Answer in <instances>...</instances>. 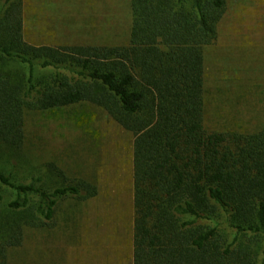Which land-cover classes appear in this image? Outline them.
<instances>
[{
	"label": "trees",
	"instance_id": "1",
	"mask_svg": "<svg viewBox=\"0 0 264 264\" xmlns=\"http://www.w3.org/2000/svg\"><path fill=\"white\" fill-rule=\"evenodd\" d=\"M226 4L129 0L126 44L55 46L24 39V0H0V143L21 149L28 111L80 103L129 131L132 264H264V126L236 132L203 123V50L217 38ZM41 182L0 170V183L15 191L9 206L28 213L25 224L0 220V264L23 225L51 221L61 199L97 193L84 178ZM222 215L231 237L219 229Z\"/></svg>",
	"mask_w": 264,
	"mask_h": 264
},
{
	"label": "rangeland",
	"instance_id": "2",
	"mask_svg": "<svg viewBox=\"0 0 264 264\" xmlns=\"http://www.w3.org/2000/svg\"><path fill=\"white\" fill-rule=\"evenodd\" d=\"M23 22L32 44H126L129 0H24ZM203 52L205 128L264 126V0H227L217 38ZM10 62L23 75L26 68ZM24 135L20 150L0 143V170L26 183L41 176L45 188L84 178L97 193L61 199L51 221L23 225L5 264H132V134L101 107L80 103L28 111ZM14 198L0 183V220L25 224L27 209L9 206ZM218 221L231 237L223 215Z\"/></svg>",
	"mask_w": 264,
	"mask_h": 264
}]
</instances>
